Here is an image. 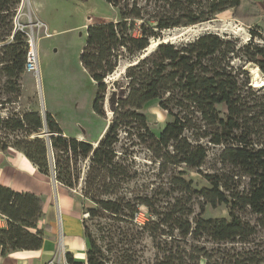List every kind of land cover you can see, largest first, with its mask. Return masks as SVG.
I'll return each mask as SVG.
<instances>
[{
    "label": "trees",
    "instance_id": "obj_1",
    "mask_svg": "<svg viewBox=\"0 0 264 264\" xmlns=\"http://www.w3.org/2000/svg\"><path fill=\"white\" fill-rule=\"evenodd\" d=\"M102 1L113 8L116 19L88 26L80 62L96 85L92 110L97 117L107 118L105 105L110 97L112 118L104 136L97 146L63 137L50 113L44 119L32 112L21 119L0 118V150L11 147L2 137L11 123L29 133L47 129L56 160L55 171L47 176L54 175L71 197L76 196L73 190L80 179L78 172H72V164L89 161L83 198L78 197L88 216L83 222L86 264H107L100 245L88 233L87 219L106 215L116 223L132 224L141 207L155 218L137 223L139 235L149 236L157 250L154 264H200L203 260L206 264H264V248L260 250L255 241L260 233L264 241V147L252 140V126L264 118V111L257 113L260 116L252 114L257 103L250 96L253 92L245 70L246 64L253 63L264 74V47L253 40L257 31H250L251 40L243 47L232 39L206 33L180 44L160 42L148 51L163 31L210 23L227 11L251 25L260 17L257 4L254 0ZM22 2L0 0L2 107L17 101L26 72L29 46L28 29L20 16ZM245 6L255 12H244ZM237 61L242 65L237 66ZM121 67L120 77L111 80ZM154 101L169 117L159 136L151 131L143 113ZM211 146L223 148L221 162L233 172L205 175L211 187L196 190L186 176L200 173ZM12 148L40 170L46 167L45 153ZM238 177L249 180L247 189L241 190ZM197 201L201 212L193 218ZM206 205L226 206L229 218L203 219ZM247 211L256 216V225L241 218ZM0 213L9 219L8 227L0 228L3 256L42 247L37 197L0 187ZM202 242L219 249L208 250ZM67 262L83 264L74 262L71 255Z\"/></svg>",
    "mask_w": 264,
    "mask_h": 264
},
{
    "label": "rangeland",
    "instance_id": "obj_2",
    "mask_svg": "<svg viewBox=\"0 0 264 264\" xmlns=\"http://www.w3.org/2000/svg\"><path fill=\"white\" fill-rule=\"evenodd\" d=\"M254 1L258 6L257 12L260 17L251 25L232 18V12L227 11L210 23L163 31L160 39L151 42L148 51H152L160 42L180 44L193 41L206 33H215L226 39H232L238 43L239 47H243L251 40V30L258 33V36L253 39L254 43L264 47V0ZM20 12L21 22L26 24L29 36L37 41L39 72H25L20 80L19 98L14 103L0 106V118L10 120L19 117L21 119L25 114L32 112H38L42 117L43 105L46 113H50L60 125L63 137L76 138L97 146V142L104 136L112 118L109 109L110 97L105 105L107 118L97 117L92 110L96 85L83 69L80 57L88 26L114 20L116 19V12L102 0H25ZM244 12L254 13L255 11L251 7L245 6ZM236 65L242 64L237 61ZM122 70L123 67L111 80L118 79ZM245 70L249 74L253 92L250 93V96L257 103L252 114L255 113V115L260 116L257 113L264 111V74L253 63L246 64ZM0 92L2 91L0 90ZM10 97L14 96L10 95ZM143 113L147 117L151 131L159 136L169 122L167 113L159 107L158 101L147 104ZM252 131L253 142L259 148L264 147V118H260L252 126ZM51 135L47 129L35 133L17 130L15 123L9 124V127L3 129L2 132L4 142L11 147L20 146L22 149L27 148L32 153H45L44 157L47 161H44L43 165L46 167L42 170L36 168L46 176L49 171H55L56 165L55 154L49 142ZM222 150V147L211 146L208 158L200 168V173L191 172L186 176L187 179L193 181V187L196 190L211 187L204 178L205 175L231 174L233 172L232 168L221 162ZM142 157L141 161L150 164ZM88 165L89 161L87 160L79 162L77 165L72 164L71 167L74 175H77V172L80 174L79 182L76 183L73 190L77 199H79L78 197L83 198L84 180ZM141 166L143 171L148 172L147 167ZM237 184L240 185L241 190H244L247 189L249 180L245 177H238ZM58 185L70 194L68 189ZM159 185L157 168V190ZM199 203L197 201L194 205L193 218L199 216L201 212ZM204 210V214L201 216L203 219L229 218V210L224 205L218 208L206 205ZM240 215L245 221L256 225V216L249 211L242 212ZM87 217L85 215V218ZM136 220L132 224L116 223L106 215L93 220L87 219L88 233L100 245L107 264L155 263L157 250L154 243L149 236H140L138 227L139 223L144 224L149 220H155V218L146 208L141 207ZM175 235H178V232ZM255 241L260 246V250L264 248L262 233L258 235ZM202 243V246H206L208 250L219 249L216 244ZM55 264L60 263L55 261ZM200 264H206V262L203 260Z\"/></svg>",
    "mask_w": 264,
    "mask_h": 264
},
{
    "label": "crops",
    "instance_id": "obj_3",
    "mask_svg": "<svg viewBox=\"0 0 264 264\" xmlns=\"http://www.w3.org/2000/svg\"><path fill=\"white\" fill-rule=\"evenodd\" d=\"M0 187L39 199L41 216L37 229L44 234L39 250H17L6 256L0 250V264H68V255L74 262L87 263L85 215L79 199L40 173L21 151L12 147L0 150ZM8 224L9 219L0 213V228L5 229Z\"/></svg>",
    "mask_w": 264,
    "mask_h": 264
},
{
    "label": "built area",
    "instance_id": "obj_4",
    "mask_svg": "<svg viewBox=\"0 0 264 264\" xmlns=\"http://www.w3.org/2000/svg\"><path fill=\"white\" fill-rule=\"evenodd\" d=\"M32 28V25H31ZM29 34H28V39H29ZM33 37H30V40H28V46H29V50H28V54H27V60H26V66H25V71L27 73H38L39 72V65H38V57L35 58V56H33L32 53V40ZM52 180L56 183L57 181L55 180V176L53 175ZM55 264V263H53Z\"/></svg>",
    "mask_w": 264,
    "mask_h": 264
},
{
    "label": "bare ground",
    "instance_id": "obj_5",
    "mask_svg": "<svg viewBox=\"0 0 264 264\" xmlns=\"http://www.w3.org/2000/svg\"><path fill=\"white\" fill-rule=\"evenodd\" d=\"M33 40V39H32ZM37 41H32V53H33V56H35V58L37 57Z\"/></svg>",
    "mask_w": 264,
    "mask_h": 264
},
{
    "label": "water",
    "instance_id": "obj_6",
    "mask_svg": "<svg viewBox=\"0 0 264 264\" xmlns=\"http://www.w3.org/2000/svg\"><path fill=\"white\" fill-rule=\"evenodd\" d=\"M42 114H43V116H44V114H46V111L44 110V106L42 105Z\"/></svg>",
    "mask_w": 264,
    "mask_h": 264
}]
</instances>
